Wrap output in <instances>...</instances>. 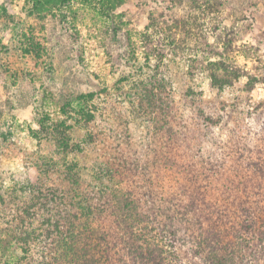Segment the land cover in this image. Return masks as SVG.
<instances>
[{
    "label": "rangeland",
    "instance_id": "obj_1",
    "mask_svg": "<svg viewBox=\"0 0 264 264\" xmlns=\"http://www.w3.org/2000/svg\"><path fill=\"white\" fill-rule=\"evenodd\" d=\"M90 1L0 0V264H66L48 255L104 159L125 171L116 188L187 204L209 235L238 219L220 234L234 240L239 202L264 212V0ZM101 1L114 10L100 15ZM193 187L206 202L188 204ZM174 228L168 264L211 263L190 244L197 231ZM108 251L106 264H122ZM253 252L241 264H264Z\"/></svg>",
    "mask_w": 264,
    "mask_h": 264
},
{
    "label": "trees",
    "instance_id": "obj_2",
    "mask_svg": "<svg viewBox=\"0 0 264 264\" xmlns=\"http://www.w3.org/2000/svg\"><path fill=\"white\" fill-rule=\"evenodd\" d=\"M71 1L32 0V3L33 6L36 3L56 6L67 5ZM84 1L92 4L90 0ZM173 1L172 3L176 4L182 0ZM189 2L193 7L208 6L207 8H212V4H209L208 0H202V2L199 0H189ZM115 5H106L101 1L100 5L95 8L98 9L97 12L100 15H105V11L108 9L109 11L114 10ZM29 10L32 11V9ZM151 19L153 20L152 17H150ZM173 21L174 23L171 28L177 29L179 26L176 24L178 20L175 19ZM171 28L169 27V30ZM149 29L150 26H147L145 31L140 32V37L148 40L150 37ZM170 42L173 43V39H170ZM209 76L211 80H217L216 74L211 73ZM153 95V93H147L144 98H146L147 102H152L153 98L151 96ZM122 172H125L122 166H115L109 159L102 160L99 166H96L92 170L91 180H85L84 195L77 201H73V204L77 208L71 213L72 220L70 219L69 221L64 240L60 242L56 239V246L63 245V250L61 253L58 252V255L57 253H51L48 255L49 257L55 258L61 256L62 258H60H64L63 260L66 264H101L111 261L112 255L108 251V248H113V251L117 254L118 261L122 264H168L167 261L169 262V260L167 257L169 255L166 254V251L168 249L174 251L179 247L174 246V238L178 234V231L174 227L177 225L178 228L179 224L186 233L197 231L193 238L191 235H188L191 239L190 244H195V250L198 248L203 250L207 246L208 249L205 251L204 256H206L207 261L211 262L210 264H215V262L216 264H241L248 259L245 252H248L251 248L254 249V252L249 255L252 256L251 259L258 261L264 258V212L262 210V213L260 212L255 215L254 208L244 206L245 202L242 200L244 203L239 202L238 204L241 207L242 218L245 219L239 221L241 231H236L235 239L229 240L226 237L220 236L222 233H226V235L233 233L235 222L238 219L232 217L228 219L227 224L224 225L225 227L214 228L217 232L210 233L209 235L207 226L203 225L200 219L196 218L192 221L189 218L186 208L187 204L182 209L174 211L169 205L160 207L151 197L148 203H146L147 200L145 202L139 201L134 197L136 191L129 186L123 190L116 188L114 180L116 177L119 178ZM127 173H130V171ZM188 176L191 180L193 174ZM152 180L153 178L146 179L150 185L153 184L154 180ZM158 180L159 177L156 178L155 182L159 184ZM195 188L193 187V190H186L191 197L189 198L191 202L188 204L192 203V206L196 202L195 196L200 193L198 191L195 192ZM145 189L147 191L146 198H148L151 196L152 190L148 186ZM118 193L120 194L117 196ZM205 196L206 194L200 193L203 202H206ZM208 204V206L206 204V209L209 211L215 207L210 203ZM228 205L229 203L225 204L221 210L215 207L218 211L217 213L227 216ZM184 209L186 210L185 213L183 212ZM75 219L76 221H73ZM228 224L229 226L227 227ZM110 235H112V238H110ZM256 236L257 240L255 239ZM253 240L257 241L258 244L257 242L253 243ZM183 243L185 244V242ZM189 248L194 251L192 247ZM118 249L123 250V254H118ZM169 257L177 259V257H173L172 255ZM89 259H91V262L88 261ZM23 264L32 263L27 261Z\"/></svg>",
    "mask_w": 264,
    "mask_h": 264
}]
</instances>
